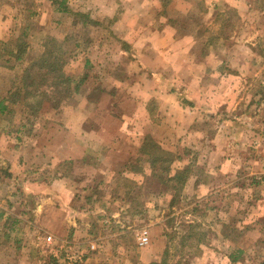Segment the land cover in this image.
<instances>
[{
    "label": "rangeland",
    "instance_id": "obj_1",
    "mask_svg": "<svg viewBox=\"0 0 264 264\" xmlns=\"http://www.w3.org/2000/svg\"><path fill=\"white\" fill-rule=\"evenodd\" d=\"M66 2L69 13L44 17L56 4L0 0L13 18L0 64L26 30L27 59L51 41L80 82L66 102L17 104L0 121V264H148L166 250L263 264L264 0ZM9 80L0 69V86ZM160 157L187 171L174 199L151 176Z\"/></svg>",
    "mask_w": 264,
    "mask_h": 264
},
{
    "label": "trees",
    "instance_id": "obj_2",
    "mask_svg": "<svg viewBox=\"0 0 264 264\" xmlns=\"http://www.w3.org/2000/svg\"><path fill=\"white\" fill-rule=\"evenodd\" d=\"M56 4L54 10L57 12L69 13L64 7V0H49ZM74 13V16L79 18L82 14ZM88 18V17H87ZM89 20V19H88ZM107 22H114V18L105 19ZM85 21H82V25ZM27 36L26 30L20 31V37L14 40L13 47H6L7 57L11 59L13 64L7 66L0 64V69L7 70L9 84L7 88L0 86V121L7 120L11 123L14 117L15 106L21 104L30 114H35L40 109V106L46 103L57 105L63 103L74 97L78 91L80 82L75 81L69 74H67L61 64L56 61L58 47L51 41L42 44V51L34 57V59L26 58V45L20 43L19 39H24ZM76 44H78L76 42ZM75 44V45H76ZM74 45V46H75ZM17 71V75L15 72ZM19 78L20 82L16 85L14 78ZM16 80V79H15ZM15 88L12 90L13 86ZM175 97V100L182 103L187 98L182 92L176 91L173 88L168 89ZM184 105H188L185 104ZM70 164V160L67 161ZM171 166L170 160L167 158H154L151 162L150 170L152 178L164 186L168 187L172 193L173 198H176L182 191L186 180V170H174ZM37 171V169L35 170ZM31 173H34L31 172ZM10 178V175L7 174ZM36 181H44L43 177H35ZM49 182V181H48ZM173 201V200H172ZM1 216V213H0ZM190 228H194L193 225ZM242 250H236V254H229L227 258L230 263L239 261ZM130 264H135L130 262ZM148 264H189L185 258L181 261H172L168 255L167 250L162 253L158 261H153ZM264 264V263H263Z\"/></svg>",
    "mask_w": 264,
    "mask_h": 264
},
{
    "label": "crops",
    "instance_id": "obj_3",
    "mask_svg": "<svg viewBox=\"0 0 264 264\" xmlns=\"http://www.w3.org/2000/svg\"><path fill=\"white\" fill-rule=\"evenodd\" d=\"M60 1V0H59ZM63 1V0H62ZM67 0H64V3H67L66 2ZM1 11V10H0ZM55 11V10H53ZM51 7L48 8L46 11H42V14L44 15V17L46 16H50V15H55L57 11L53 12ZM60 13H66V12H59L57 15L59 16ZM96 16H100V14H96ZM55 17V16H54ZM106 17H110L112 18L113 17V14L109 15V14H106ZM12 17L8 14L7 16L4 15V14H1L0 13V39L4 37V35L6 34V30L8 28H10L11 24H12ZM115 25V23H114ZM115 27V26H114ZM114 29H117L116 27ZM163 29V28H162ZM159 32V31H158ZM121 35L123 34V32L121 31L120 33ZM125 38H120V42H122V45H128V44H125L124 40ZM124 55H127L125 52H122ZM136 62L139 64V60H136ZM140 65V64H139ZM150 76H151V79L152 81H158L159 80V77L156 76L154 73L150 72ZM169 92V91H168ZM173 94L172 93H168V97H170V100H172L173 102L175 101L177 103V101L175 100V97L174 95L172 96ZM172 97V98H171ZM80 143L76 144L79 145L81 144V141H79Z\"/></svg>",
    "mask_w": 264,
    "mask_h": 264
},
{
    "label": "built area",
    "instance_id": "obj_4",
    "mask_svg": "<svg viewBox=\"0 0 264 264\" xmlns=\"http://www.w3.org/2000/svg\"><path fill=\"white\" fill-rule=\"evenodd\" d=\"M139 243H140V245H143V244H145L146 242H147V237H146V232L145 231H143L142 233H141V236H140V238H139Z\"/></svg>",
    "mask_w": 264,
    "mask_h": 264
}]
</instances>
